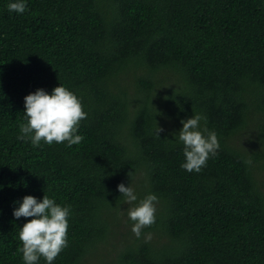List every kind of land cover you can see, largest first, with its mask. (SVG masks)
<instances>
[{"label": "trees", "instance_id": "trees-1", "mask_svg": "<svg viewBox=\"0 0 264 264\" xmlns=\"http://www.w3.org/2000/svg\"><path fill=\"white\" fill-rule=\"evenodd\" d=\"M11 2L0 0V264H24L31 218L13 211L27 195L70 206L52 264H264V0H26L23 14ZM60 84L82 100L84 140L19 139L24 97ZM195 114L219 149L189 173L178 132ZM120 183L134 203L158 197L140 238Z\"/></svg>", "mask_w": 264, "mask_h": 264}, {"label": "clouds", "instance_id": "clouds-1", "mask_svg": "<svg viewBox=\"0 0 264 264\" xmlns=\"http://www.w3.org/2000/svg\"><path fill=\"white\" fill-rule=\"evenodd\" d=\"M8 10L23 14L27 11L26 0L9 3ZM24 102L27 122L20 125L22 135L19 139H28L36 147L40 146L41 141L49 145L67 142L71 147L84 140L77 132L80 122L87 118V113L81 98L64 85L55 87L51 94L44 89H37L25 96ZM202 119L205 117L195 114L182 120L183 126L178 132L179 140L184 145L185 162L181 167L189 173H199L219 149L217 134L200 129ZM162 131L164 130L158 127L156 135L159 137L158 134ZM117 188L126 198V202L133 205L128 209V217L134 222L131 231L140 238L142 230L155 223L158 197L148 194L138 203H134L138 198L131 184L125 187L124 183H120ZM69 215L70 206H61L47 195L39 201L32 195L23 197L19 207L14 209L13 216L16 219L31 218L23 224L18 234L22 243L19 251L22 252L24 264H39L41 258L46 264H52L68 246ZM145 239L150 240L151 233Z\"/></svg>", "mask_w": 264, "mask_h": 264}, {"label": "rangeland", "instance_id": "rangeland-1", "mask_svg": "<svg viewBox=\"0 0 264 264\" xmlns=\"http://www.w3.org/2000/svg\"><path fill=\"white\" fill-rule=\"evenodd\" d=\"M88 264H91V262H90V261H88Z\"/></svg>", "mask_w": 264, "mask_h": 264}]
</instances>
